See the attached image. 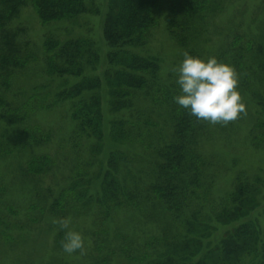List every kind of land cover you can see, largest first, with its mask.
I'll use <instances>...</instances> for the list:
<instances>
[{
  "label": "trees",
  "instance_id": "trees-1",
  "mask_svg": "<svg viewBox=\"0 0 264 264\" xmlns=\"http://www.w3.org/2000/svg\"><path fill=\"white\" fill-rule=\"evenodd\" d=\"M223 5V0H107L101 24L107 52L100 77L90 74L102 59L92 40L69 30L79 28L82 16L99 14L94 0H0V123L4 124L0 157L20 153L26 146L47 145L50 133L30 126L29 119L39 110L70 103L73 127L67 141L73 165L68 185L51 209L60 219L66 209L74 217L94 211V224L99 228L104 224L107 230L118 212L153 225L156 235L144 240L146 252L121 248L120 255L128 262L264 264V225L249 218L259 206L260 177L238 172L230 190L214 197L222 162L202 151L214 135L247 117V140L264 153V23L247 38L238 28L231 30L213 53H207L204 38ZM26 7L42 25L70 26L46 33L41 42L43 71L60 80L47 103L43 102L46 86H33L27 94L16 92L20 98L14 96L10 102L4 96L17 74L38 58L25 37L26 29L16 24ZM261 8L264 11V2ZM160 20L181 50V60L187 52L205 61L214 57L235 69L245 105L236 120L211 124L174 103L179 94L176 76L163 81L159 58L143 51ZM69 79L75 82L67 86ZM54 164L43 153L31 157L23 172L41 176ZM262 213L264 217V209ZM212 222L238 223L215 246L205 248L214 232ZM119 232L115 230L116 238ZM107 239L94 242L97 254L107 253L93 264H107L113 256Z\"/></svg>",
  "mask_w": 264,
  "mask_h": 264
},
{
  "label": "rangeland",
  "instance_id": "rangeland-1",
  "mask_svg": "<svg viewBox=\"0 0 264 264\" xmlns=\"http://www.w3.org/2000/svg\"><path fill=\"white\" fill-rule=\"evenodd\" d=\"M223 1L222 13L214 19L207 38H204L207 43L204 50L207 53H213L231 30L238 28L247 38V35H255L264 23V11L261 8L264 0ZM106 3L107 0H94V6L99 14H86L78 20L79 28L69 29L92 40L102 59L95 68V73L90 74L100 77L105 64L104 54L107 52L101 30ZM16 24L23 25L26 29L25 37L33 46L32 49L38 53V58L17 74L11 88L4 96L10 102L13 101L14 96L20 98L16 92L22 91L27 94L33 86H46L43 102H50L57 92L60 80L45 75L40 57L41 42L46 33H52L51 31L55 29L62 31L70 26L42 25L30 7L21 9ZM62 35L59 36L63 37ZM143 51L159 58L160 78L163 81L166 82L169 76H175L171 70L179 65L182 54L169 38L162 20L151 30ZM65 82L68 86L75 80L69 79ZM24 100L25 98L22 101ZM69 106L68 102L60 103L58 107L37 111L29 119L30 126H37L42 131L50 133L51 138L47 145L41 148L26 146L20 153L0 157V264H93L96 260L100 261L107 253L103 250L97 254L94 251V242L106 237L112 243L113 252V256L108 257L110 260L107 264H145L128 262L119 252L123 246H126L131 253H135L136 247H139V251L146 252L143 247L144 240L156 235L153 225H143L136 218L131 219L130 213H116V216L109 223L107 222L108 230L104 228V224L100 225L101 228L94 224V211L88 215L74 217L66 209L63 219L70 221L66 229H61L58 223L53 222L60 218L55 215L51 206L60 190L67 187L69 172L73 165L70 145L67 141L73 127L69 118ZM143 108L147 107L143 105ZM249 127L250 118L245 117L241 123L230 127L224 133L214 135L203 145L202 151L222 162L223 171L214 183V197L230 190L231 182L238 172H244L249 178L260 177L262 187L258 197L259 206L249 218L256 220L263 227L264 153L261 149L250 146L247 140ZM2 128L4 124L0 123V131ZM43 153L50 155L55 161L51 172L41 176L24 174L25 165L31 157ZM237 223L219 225L212 222L214 232L205 240V248L215 246ZM70 230L78 231L85 240L83 249L72 254L64 252L61 247L65 233ZM115 230H120L121 236L118 238L115 236ZM105 231L106 235H104ZM122 237H126L127 240L123 242Z\"/></svg>",
  "mask_w": 264,
  "mask_h": 264
},
{
  "label": "clouds",
  "instance_id": "clouds-1",
  "mask_svg": "<svg viewBox=\"0 0 264 264\" xmlns=\"http://www.w3.org/2000/svg\"><path fill=\"white\" fill-rule=\"evenodd\" d=\"M175 73V84L179 94L174 103L186 110L197 120L211 124H227L245 112V105L237 90V73L228 64L218 62L214 57L206 61L183 53V59L171 70ZM61 229L69 227L68 219L53 221ZM85 240L78 231H67L61 244L64 252L72 254L82 250Z\"/></svg>",
  "mask_w": 264,
  "mask_h": 264
}]
</instances>
